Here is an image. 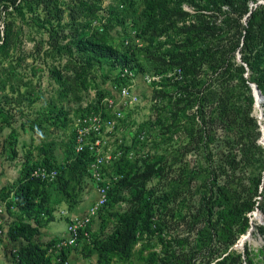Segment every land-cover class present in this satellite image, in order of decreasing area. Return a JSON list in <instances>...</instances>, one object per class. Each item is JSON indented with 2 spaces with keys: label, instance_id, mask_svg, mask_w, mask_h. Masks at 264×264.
Returning <instances> with one entry per match:
<instances>
[{
  "label": "trees",
  "instance_id": "16d2710c",
  "mask_svg": "<svg viewBox=\"0 0 264 264\" xmlns=\"http://www.w3.org/2000/svg\"><path fill=\"white\" fill-rule=\"evenodd\" d=\"M113 1L117 5L109 6L103 19L107 24L115 19L124 25L126 19H119L120 7L127 4L133 16L139 11L138 18L134 16L130 21L141 29L139 36L146 47L168 31L177 37L172 51L158 58L161 65L151 72L160 75L178 69L172 76V94L154 90L152 98H172V130L178 128L184 133L185 143L182 148L172 146V158L164 151L148 155L139 171L121 165L116 168L120 179L108 191L106 209L103 207L94 220L101 221L103 229L112 217L116 219L108 234L92 242L98 264L114 257L128 260L144 231L157 233L161 238L165 217L176 219L177 227L184 223L186 231L165 242L162 254L152 252L143 260L145 264H255L248 247L243 254L229 249L247 234L249 214L256 209L264 213V146L259 143L258 118L252 114L255 100L251 87L255 84L264 96V0ZM140 2L144 7L139 10ZM100 4L101 0H0V21L3 14L15 13L22 20L29 15L33 25L47 35L45 55L57 61L65 59L82 77L87 76L89 69L103 64L118 74L124 68L147 74L140 68L134 47L121 52L103 43L96 33L86 34L92 22L102 17ZM184 5L192 11H186ZM103 27L107 28L106 24ZM17 39L18 33L9 23L0 25V64L10 57ZM36 51L40 54L42 49L36 47ZM152 63L158 64L156 59ZM51 73L58 83L64 82L63 78L67 80L56 69ZM3 74L6 78H0V119L8 124L12 110L23 112L20 103L26 102L27 107L32 102L13 100L16 91L6 93L7 74ZM118 80L114 89L128 84L127 79L118 76ZM80 85L86 89L85 79ZM75 97L82 100L77 94ZM92 111L105 118L109 114L96 104L89 105L80 115ZM57 115L58 120H67L62 110ZM42 119L50 122L48 116ZM25 125L35 130V122L27 120ZM74 141L73 131L65 165L42 163L26 167L16 182L1 191V202L8 210L14 207L17 211L16 221L6 236L26 243L15 255V264H50L48 249L53 241L45 245L32 241L39 228L51 221L49 188L54 187L69 198L71 181H79L84 173L91 176L94 156L88 150L76 153ZM192 154L197 161L191 168L186 158ZM40 166L56 171L53 182L29 178L30 171ZM153 178L157 183L148 189L146 185ZM194 180L202 183L198 199ZM162 181H167L168 187L162 186ZM124 191L131 192L129 207L122 213L106 211L124 201ZM42 216H47L46 220ZM255 228L264 241V226ZM85 231L89 236L91 226ZM194 232L197 237L191 242ZM81 233L77 246L80 240L91 236L86 238ZM177 245L188 250L177 252ZM66 251L60 253L61 262L65 261Z\"/></svg>",
  "mask_w": 264,
  "mask_h": 264
},
{
  "label": "rangeland",
  "instance_id": "374dc122",
  "mask_svg": "<svg viewBox=\"0 0 264 264\" xmlns=\"http://www.w3.org/2000/svg\"><path fill=\"white\" fill-rule=\"evenodd\" d=\"M260 3L263 2L260 1ZM116 5V1L101 0L100 6L103 12L101 11L99 14L102 17L100 16L92 22L90 29H86V34L96 33L103 43L121 52H125L128 46L138 50L136 57L140 68L146 70L149 76L148 81L151 77L153 78L148 82L144 77L145 74L138 73L132 81L127 80V85L131 86L132 93L136 95V100H133L128 106H126L125 101L120 100L118 91L113 86L119 81L118 71L113 70L107 64H103L100 67L95 66L89 69L87 76L82 77L81 74L72 70L65 59L57 61L45 55L44 52L48 49L46 45L47 35L33 25L29 15L25 17V20H22L15 13L2 15L0 25H4L5 22L9 23L13 31L18 33V39L16 47L10 53V57L0 64V78L4 80L6 77H2V75H4L3 73L7 74L6 93L10 95L16 91L12 97L13 100L18 102L19 100L28 99V103L32 102V104L25 107L26 102L20 103L21 106L19 107L23 108L24 111L12 110L10 112V123L8 124L0 119L1 162L16 161L21 168L20 174L26 167L29 168L36 164L65 165L64 163L69 156L68 150L70 149V140L74 130L73 124L76 118L89 105H101L105 99L112 98L118 102L117 108L122 110L123 116L118 119L110 112L107 119L113 123L104 127L101 134L97 136L100 140L97 151L105 157H110V162L100 168L103 182L109 183L110 189L120 179V175L116 173L118 166L130 167L135 169L134 171H139L148 155L164 151L166 156L172 158V146L182 148L181 145L185 143V134L178 131V128L172 130V98L170 101L169 98H159L157 100L152 98L154 90L162 89L165 94H172V76L178 69H171L160 75L151 72L161 65L158 58L172 51L177 37L171 31H168L157 37L151 47H146L147 43L139 36V33L142 36L141 29H136L130 21L134 16L138 18V10V13L133 16L132 10L127 4L120 7L119 19H126L124 25L115 19L107 24L106 20L103 19L106 16L107 8ZM143 7L144 3L140 2L139 10ZM184 9L192 11V8L187 5H184ZM105 24L107 28L104 29L103 25ZM36 47L42 49L40 54L37 53ZM152 59H156L158 64L152 63ZM236 59L238 62L240 61L238 53ZM54 69L60 71L63 77L67 76V80L63 78L64 82L58 83L51 73ZM82 79L86 81V89L80 85ZM69 86H71L70 90L67 91ZM76 86H78V91ZM75 94L81 96L82 100L78 101ZM263 104L261 103L260 109L263 108ZM17 106L18 104L13 105V107ZM60 110L65 113L67 120L57 119ZM259 113L260 111L253 107L252 114L256 118ZM44 116H48L50 122L47 123L45 119L43 120ZM27 120L35 122L34 131L25 125ZM40 121L43 122L42 126H37ZM196 121H199V119ZM13 152L16 153L15 156H12ZM186 160L191 168L197 161L193 154L189 155ZM170 161L169 167L172 170V160ZM170 174L172 175V173ZM156 183L157 179L153 178L146 186L150 189ZM98 184L92 176L89 177L87 173H84L79 181H71L69 186L71 197L69 198L64 197L54 187L49 188L48 208L52 211L51 221L44 226L43 237L39 238V241L46 242L47 239L53 241V238L58 237L59 232L62 231L52 226L55 221L60 227L63 226L65 221L68 225L69 218L58 217L60 210L68 212L77 210L76 213H81L91 206L97 200ZM166 184H168L167 181L161 182L162 186L168 187ZM194 185L197 188L195 198L198 199L200 192L203 190L201 188L202 183H200V180H194ZM0 195L3 194L0 193ZM123 196L124 201L118 202L112 208H107L106 211L109 210L111 214L124 212L129 207L131 192L124 191ZM104 209H106L105 206ZM6 210L12 221L5 223V234L17 217V211L14 207L8 210L6 206ZM218 216L216 214V219H218ZM42 218L46 220L47 216H42ZM221 220H218V222ZM110 221L107 227L103 229L101 221H93L89 234V236L91 235L90 238L86 241L84 239L80 240L78 246L67 250L64 262H61L60 254L50 251L49 248L48 259L50 264H98V257L92 252V242L112 230L114 224H116V219L112 217ZM164 222H166V227H163L161 238L158 237L157 233L150 234L148 231H144L139 241L133 246L128 260L114 257L102 264H145L143 260L147 259L152 252L162 254L165 242L172 240L175 235L179 234L181 236L186 231L184 223H180L177 227L176 219L170 220L165 217ZM249 223L251 225L248 231L252 229L251 236L248 238L245 235L241 236L240 240L229 251L243 254L245 247H248L254 263L264 264V241L255 228V226H264V213L258 209L254 210L249 214ZM195 233L190 237L191 242L197 237ZM59 240L61 238L53 241L52 244ZM87 248L90 250V254ZM185 250H188L186 246L177 245L176 247L177 252H186Z\"/></svg>",
  "mask_w": 264,
  "mask_h": 264
},
{
  "label": "built area",
  "instance_id": "2783aa9c",
  "mask_svg": "<svg viewBox=\"0 0 264 264\" xmlns=\"http://www.w3.org/2000/svg\"><path fill=\"white\" fill-rule=\"evenodd\" d=\"M138 73L133 72L128 68H124L119 72V76L127 79L133 80ZM171 76V75H170ZM145 79L148 81L149 76L145 74ZM153 77L150 78L148 82L151 81ZM118 96L120 100L125 101L128 106L133 100H136V95L132 93L130 85H124L117 89ZM117 101L115 99H105L101 103V107H104V111L107 113L112 112L116 118H121L123 116L122 110L117 108ZM112 121L105 118L100 112H88L84 115L76 118L74 127V150L76 153H82L88 150L94 156V160L90 166V174L92 178L98 182L97 186V200L87 209V211L82 215L72 216L67 227L65 235L55 242L51 247L50 251H54L60 254L62 251L73 249L77 246L79 241L80 232L83 233V237L89 238L88 233H86L87 227L92 225L91 223L96 219L99 211L106 205L108 201V191L110 189V184L103 182L101 174V166L108 164L110 162V157H105L97 151L100 145V140L97 138L101 134L104 127L111 125ZM56 177V171L48 169L44 166L34 168L29 173L30 179L40 180L47 184L53 182ZM1 212V207H0ZM5 228L0 220V239L5 235ZM81 233V234H82Z\"/></svg>",
  "mask_w": 264,
  "mask_h": 264
},
{
  "label": "crops",
  "instance_id": "0c3cea01",
  "mask_svg": "<svg viewBox=\"0 0 264 264\" xmlns=\"http://www.w3.org/2000/svg\"><path fill=\"white\" fill-rule=\"evenodd\" d=\"M20 172H21V168L19 165H17L16 161H7V162L0 161V193L4 187L16 182L21 177ZM0 207H1L0 220L2 221V225L4 227L5 223L11 222L12 219L7 214L5 203L1 202V195H0ZM87 209H85L81 213H76L77 210H73L71 212L70 211L68 212L66 210H60L58 217L63 218V219L69 218L70 220L72 216L84 214L87 211ZM66 225H67L66 221L65 223H63L62 227L58 226L56 221L52 223L53 227H56L57 229L62 231V232H59L58 237L53 238L54 239L53 241L60 239L65 235L66 227H67ZM92 226H93V223L91 225V229H92ZM43 230H44V227L39 228L38 234L32 240L33 243L45 245L48 242L49 243L52 242V239H47L46 242L39 241V238L43 237ZM25 244L26 243L21 239L17 241H11L5 234L3 238L0 240V264H15L14 257L18 253L19 248L21 246H24Z\"/></svg>",
  "mask_w": 264,
  "mask_h": 264
},
{
  "label": "water",
  "instance_id": "95a60500",
  "mask_svg": "<svg viewBox=\"0 0 264 264\" xmlns=\"http://www.w3.org/2000/svg\"><path fill=\"white\" fill-rule=\"evenodd\" d=\"M251 87H252L253 96H254V100H255V102H254V108H255L257 101L264 103V96L261 94V92L259 91V89L257 88V86L255 84H251ZM257 118H258V123L260 125V130H261V122L264 120L263 108L260 109V113L258 114ZM263 126H264V124H263ZM259 143L264 146V136L262 135V132H261V138L259 139ZM251 230L252 229H250L245 236L250 237L251 236Z\"/></svg>",
  "mask_w": 264,
  "mask_h": 264
},
{
  "label": "bare ground",
  "instance_id": "6f19581e",
  "mask_svg": "<svg viewBox=\"0 0 264 264\" xmlns=\"http://www.w3.org/2000/svg\"><path fill=\"white\" fill-rule=\"evenodd\" d=\"M261 103H262V102L257 101V102H256V105H255V108L258 109L259 111H260V108H261ZM261 132H262V135L264 136V126H263L262 122H261ZM259 216H260V215H259ZM246 238H248V237L246 236ZM243 239H244V238H243ZM239 247H240V246H239Z\"/></svg>",
  "mask_w": 264,
  "mask_h": 264
},
{
  "label": "clouds",
  "instance_id": "9594fccd",
  "mask_svg": "<svg viewBox=\"0 0 264 264\" xmlns=\"http://www.w3.org/2000/svg\"><path fill=\"white\" fill-rule=\"evenodd\" d=\"M53 245V244H52ZM68 250H70V249H68Z\"/></svg>",
  "mask_w": 264,
  "mask_h": 264
}]
</instances>
